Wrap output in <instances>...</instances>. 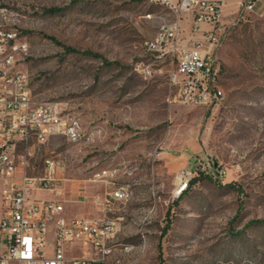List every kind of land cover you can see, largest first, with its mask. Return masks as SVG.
I'll return each mask as SVG.
<instances>
[{"label": "rangeland", "instance_id": "rangeland-1", "mask_svg": "<svg viewBox=\"0 0 264 264\" xmlns=\"http://www.w3.org/2000/svg\"><path fill=\"white\" fill-rule=\"evenodd\" d=\"M1 2L19 13L30 47L20 68L33 99L64 103L86 134L35 145L24 171L40 177L47 160L61 163L62 186L73 189L66 209L116 222L111 264H264V224L255 223L264 222V15L245 13L232 24L238 3L228 0V27L215 50L224 99L201 107L170 103L176 60L144 50L164 20L175 19L162 6ZM182 21V35H191L192 15ZM136 64L146 72L136 73ZM124 184L129 200L107 206L105 198Z\"/></svg>", "mask_w": 264, "mask_h": 264}, {"label": "built area", "instance_id": "built-area-1", "mask_svg": "<svg viewBox=\"0 0 264 264\" xmlns=\"http://www.w3.org/2000/svg\"><path fill=\"white\" fill-rule=\"evenodd\" d=\"M149 1L175 16L173 21L164 20L157 35L143 45L148 54L176 60L169 78L172 95L168 101L218 105L224 92L217 84L215 50L228 27L224 16L228 0ZM237 3L232 24L245 20V13L264 15V0ZM185 14L192 15L191 35L187 36L182 35ZM19 23V13L0 0V264H111L113 246L109 242L117 234L116 222L63 215L61 163L47 160L40 177L24 171L35 145H44L56 136L79 142L86 134H79L81 121L64 103L33 99L30 76L20 68L30 55V47ZM134 71L144 74L146 69L136 64ZM40 191L54 197L39 198L36 194ZM121 195H131L129 187L115 188L105 204H115V197ZM75 250L78 255L68 256Z\"/></svg>", "mask_w": 264, "mask_h": 264}, {"label": "crops", "instance_id": "crops-1", "mask_svg": "<svg viewBox=\"0 0 264 264\" xmlns=\"http://www.w3.org/2000/svg\"><path fill=\"white\" fill-rule=\"evenodd\" d=\"M229 8L230 7H232L230 4H228L227 5ZM227 7V8H228ZM224 16L226 17V13L224 14ZM68 179H65V181H67ZM63 196L61 197V205H62V208H63V215L66 217V218H84V217H82V216H79V215H81V213H78V212H76L75 210H73V209H66L67 207H66V205H65V203L67 204H69V203H71L72 202V193H73V189L71 188V186L70 185H68V184H64L63 186ZM36 196H37V194H36ZM67 204V205H68ZM70 205V204H69ZM127 248H129V247H127ZM128 251H130V250H128ZM128 251H126V252H128Z\"/></svg>", "mask_w": 264, "mask_h": 264}, {"label": "trees", "instance_id": "trees-1", "mask_svg": "<svg viewBox=\"0 0 264 264\" xmlns=\"http://www.w3.org/2000/svg\"><path fill=\"white\" fill-rule=\"evenodd\" d=\"M48 11L51 12V13H53V12H57L58 10H57V9H50V10H48ZM66 51H67V52H70V51H73V50H72L71 48H66ZM200 177H201V176H197V177H194L193 179H191L190 182L187 183V185H186V189H187L190 185L194 184V183L197 181V179H199ZM203 177H207V176H203ZM224 187L238 190V188L235 186L234 183H228V184H226ZM184 193H185V189L183 190V192L181 193V195L179 196V198L176 200L177 202H179V200H181V198H182V196L184 195ZM255 223H258V224H264L263 221H258V222H255ZM255 223H254V224H255ZM250 225H253V223L250 224Z\"/></svg>", "mask_w": 264, "mask_h": 264}, {"label": "bare ground", "instance_id": "bare-ground-1", "mask_svg": "<svg viewBox=\"0 0 264 264\" xmlns=\"http://www.w3.org/2000/svg\"><path fill=\"white\" fill-rule=\"evenodd\" d=\"M78 130H79V134H85L80 122L78 123ZM117 188H118V190H125L128 188V186H126L124 184V185L119 186ZM182 192H183V190L180 191L179 193L181 194ZM130 196L131 195H121V197H115V203L127 201V200H129ZM115 236H116V234H113V239Z\"/></svg>", "mask_w": 264, "mask_h": 264}]
</instances>
